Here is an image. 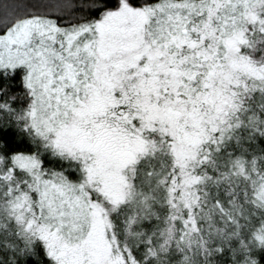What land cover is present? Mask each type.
Returning <instances> with one entry per match:
<instances>
[{
  "label": "snow or ice",
  "instance_id": "obj_1",
  "mask_svg": "<svg viewBox=\"0 0 264 264\" xmlns=\"http://www.w3.org/2000/svg\"><path fill=\"white\" fill-rule=\"evenodd\" d=\"M0 264H264V0H0Z\"/></svg>",
  "mask_w": 264,
  "mask_h": 264
}]
</instances>
